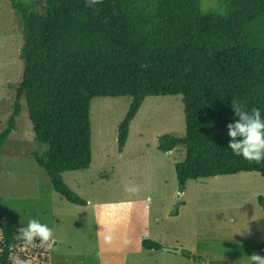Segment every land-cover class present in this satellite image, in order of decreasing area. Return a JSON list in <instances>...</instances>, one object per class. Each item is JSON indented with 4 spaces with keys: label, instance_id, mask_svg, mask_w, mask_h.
I'll return each instance as SVG.
<instances>
[{
    "label": "trees",
    "instance_id": "16d2710c",
    "mask_svg": "<svg viewBox=\"0 0 264 264\" xmlns=\"http://www.w3.org/2000/svg\"><path fill=\"white\" fill-rule=\"evenodd\" d=\"M10 1L23 20L24 70L0 150L24 99L35 139L48 148L31 154L66 200L87 204L62 175L91 165L95 97L132 98L118 127L123 151L146 97L183 95L185 136L159 138L164 152L186 147L184 160L175 164L180 191L190 179L240 172L264 176V162L249 163L227 148L234 99L247 111L260 109L264 118V0H227L223 12L203 9L201 0H103L95 7L86 0H45L42 14L22 0ZM259 201L264 210V198ZM15 237L16 228L0 209V264H10V248L21 257L18 250L29 247ZM142 243L162 248L148 238ZM30 247L40 248V258L50 264V251L39 241ZM258 254L264 256V243Z\"/></svg>",
    "mask_w": 264,
    "mask_h": 264
},
{
    "label": "rangeland",
    "instance_id": "374dc122",
    "mask_svg": "<svg viewBox=\"0 0 264 264\" xmlns=\"http://www.w3.org/2000/svg\"><path fill=\"white\" fill-rule=\"evenodd\" d=\"M22 1L32 11L44 12L45 0ZM227 3L201 0L203 9L220 12ZM22 44V16L10 0H1L0 133L10 125L16 88L22 81ZM131 101L130 96L93 99L91 165L62 175L87 201L79 205L55 190L31 154H43L48 148L36 141L23 99L15 129L0 150V209L5 217L15 228L35 218L53 230L57 244L50 251V264H251L249 256L258 254L264 243V210L259 201L264 198V176L240 172L190 179L180 191L175 164L184 160L186 147L164 152L159 138L185 136L183 95L146 97L120 151L118 127ZM127 184L139 186V192L129 195L124 191ZM98 220L105 225L99 236ZM113 226L115 239L107 243L103 236ZM142 228L157 234L158 239H150L159 242L161 250L133 252L135 237L145 233ZM39 249L29 246L18 252L21 258L26 255L29 264H47ZM172 249L187 250L200 258L189 259Z\"/></svg>",
    "mask_w": 264,
    "mask_h": 264
},
{
    "label": "clouds",
    "instance_id": "9594fccd",
    "mask_svg": "<svg viewBox=\"0 0 264 264\" xmlns=\"http://www.w3.org/2000/svg\"><path fill=\"white\" fill-rule=\"evenodd\" d=\"M103 0H86L88 7H95L102 4ZM233 112L235 113L234 122L227 125L229 142L227 148H230L234 155L242 157L249 163L255 162L260 164L264 162V118L261 116V111L258 108H253L251 111L246 110V106L241 105L235 99L232 104ZM139 186L135 184L125 185L124 191L129 195H136L139 192ZM176 195L180 198L183 193L177 192ZM100 229L97 231L99 236L104 230L105 225L98 220ZM116 229H107V234L103 239L107 243H111L115 237ZM17 240L22 241L25 246H34L39 241L41 248H46L49 251L55 250L56 239L53 230L45 223H41L38 219H30L26 226L22 223L16 228ZM251 264H264V256L252 254L249 256ZM10 264H29V261L22 259L19 255L11 253L9 255Z\"/></svg>",
    "mask_w": 264,
    "mask_h": 264
},
{
    "label": "crops",
    "instance_id": "0c3cea01",
    "mask_svg": "<svg viewBox=\"0 0 264 264\" xmlns=\"http://www.w3.org/2000/svg\"><path fill=\"white\" fill-rule=\"evenodd\" d=\"M128 140V139H127ZM127 143V142H126ZM126 146V145H125ZM174 150V149H173ZM173 150H171V151H173ZM170 151V152H171ZM177 174V173H176ZM75 204V203H74ZM142 231L143 232H145L144 234H143V236H136L135 238V240L134 241H136L137 242V245H136V250H133V252H136V253H140V252H142V250L143 249H146L144 246H143V243H142V240L144 239V238H148V239H150V238H153V239H158V236H157V234L155 233V232H153V231H151L149 228H147L146 230H145V228H142ZM142 231H141V233H142ZM142 235V234H141ZM56 239V238H55ZM130 241H133V239H134V237L133 236H131L130 238ZM151 240V239H150ZM152 241H154V240H152ZM159 243V242H158ZM56 244H57V239H56ZM56 246V245H55ZM146 250H161V249H146ZM181 250H178V251H176V252H180ZM182 252V251H181ZM129 253H131V252H129ZM128 253V254H129ZM189 253L190 254H194V253H191L190 251H189ZM127 255V254H126ZM126 255L124 254V263L126 262ZM194 255H196V254H194ZM187 258H189V259H193V258H190V257H188V256H186ZM193 260H196V259H193Z\"/></svg>",
    "mask_w": 264,
    "mask_h": 264
},
{
    "label": "water",
    "instance_id": "95a60500",
    "mask_svg": "<svg viewBox=\"0 0 264 264\" xmlns=\"http://www.w3.org/2000/svg\"><path fill=\"white\" fill-rule=\"evenodd\" d=\"M172 250H175V249H172ZM175 251H178L177 249Z\"/></svg>",
    "mask_w": 264,
    "mask_h": 264
}]
</instances>
